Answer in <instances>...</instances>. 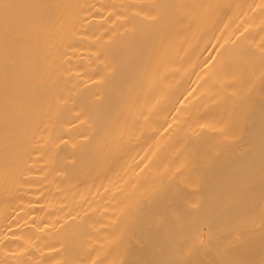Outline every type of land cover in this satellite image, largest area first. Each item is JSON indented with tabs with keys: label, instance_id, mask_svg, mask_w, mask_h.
<instances>
[{
	"label": "bare ground",
	"instance_id": "6f19581e",
	"mask_svg": "<svg viewBox=\"0 0 264 264\" xmlns=\"http://www.w3.org/2000/svg\"><path fill=\"white\" fill-rule=\"evenodd\" d=\"M0 264H264V0H0Z\"/></svg>",
	"mask_w": 264,
	"mask_h": 264
}]
</instances>
